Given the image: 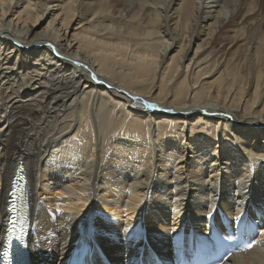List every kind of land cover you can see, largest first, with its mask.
<instances>
[{
	"label": "bare ground",
	"instance_id": "obj_1",
	"mask_svg": "<svg viewBox=\"0 0 264 264\" xmlns=\"http://www.w3.org/2000/svg\"><path fill=\"white\" fill-rule=\"evenodd\" d=\"M11 3L0 262L22 163L32 264H66L83 234L98 264L213 243L264 264V0H16L17 28Z\"/></svg>",
	"mask_w": 264,
	"mask_h": 264
},
{
	"label": "rangeland",
	"instance_id": "obj_2",
	"mask_svg": "<svg viewBox=\"0 0 264 264\" xmlns=\"http://www.w3.org/2000/svg\"><path fill=\"white\" fill-rule=\"evenodd\" d=\"M16 0H12V3H11V8L8 10V13L4 16V18H6V16H8L11 12H12V9H13V20H15V22L17 23L16 25V28L19 26V24L22 22V19L19 21V20H16V18L18 17L19 15V11L22 10L24 7H25V4H23L21 7L19 8H13V5L15 3ZM32 3H36L34 5H32V8H35L37 7L38 5V0L35 1V0H32ZM41 4V3H40ZM41 6V5H39ZM51 7V5H50ZM43 8H44V5H43ZM0 14L3 13V9H4V5H0ZM52 19V14L50 15V13L48 12L47 14H45L43 16V18H41V20H39V24H41V26L39 27V31H44V28H46L48 25H49V22L50 20ZM29 24V23H28ZM22 25H24V23H22ZM21 25V27H22ZM57 28L59 30H61V26H60V23L58 24V20L54 21L53 24H52V27L51 28ZM73 33V32H71ZM71 33H68V34H64V30H61L60 33H57V35H59L61 37V39L63 38L64 39H69V41L71 42L72 40V34ZM72 44H74L75 42H71ZM79 44H77L76 46H78Z\"/></svg>",
	"mask_w": 264,
	"mask_h": 264
},
{
	"label": "snow or ice",
	"instance_id": "obj_3",
	"mask_svg": "<svg viewBox=\"0 0 264 264\" xmlns=\"http://www.w3.org/2000/svg\"><path fill=\"white\" fill-rule=\"evenodd\" d=\"M23 235H24L23 229H21L20 232L17 233L15 224H13L12 228L8 231L9 239H11V237H13V236H20V237H22ZM249 247H251V245H249Z\"/></svg>",
	"mask_w": 264,
	"mask_h": 264
}]
</instances>
